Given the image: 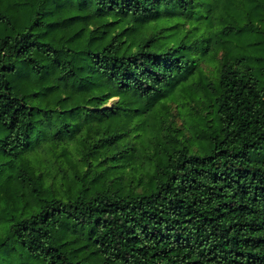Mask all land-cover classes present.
I'll return each instance as SVG.
<instances>
[{
	"label": "trees",
	"instance_id": "trees-1",
	"mask_svg": "<svg viewBox=\"0 0 264 264\" xmlns=\"http://www.w3.org/2000/svg\"><path fill=\"white\" fill-rule=\"evenodd\" d=\"M11 1L21 20L48 0ZM74 7L53 25L0 18V247L32 264H264V0ZM181 95L196 119L167 125ZM87 123V168L49 180L29 152Z\"/></svg>",
	"mask_w": 264,
	"mask_h": 264
},
{
	"label": "rangeland",
	"instance_id": "rangeland-1",
	"mask_svg": "<svg viewBox=\"0 0 264 264\" xmlns=\"http://www.w3.org/2000/svg\"><path fill=\"white\" fill-rule=\"evenodd\" d=\"M13 1L11 0H0V18L5 17L9 18V16H15L17 20L20 22V24H34L36 21H38L41 24L46 25H53L57 23L58 20L63 19L65 16L69 14H74L78 10L76 7H74L75 2L77 0H60L58 3L60 6H57V2L48 0L43 3V1L36 6L35 10L33 11V15H28V8L25 7V9H22L24 16L21 17V20L19 19V16L12 7L11 3ZM23 2L25 0H21L20 3L23 5ZM10 5V8H9ZM38 29L40 26L37 27ZM50 28L45 29L44 32L49 31ZM8 32L5 29L4 23L2 21L0 22V36L6 35ZM218 66L219 63L217 61H203V67L204 71L210 78L213 80L216 78V74L218 73ZM210 78L207 77L208 80ZM20 85L27 91L30 87V79L28 76H23V80L21 79V76L19 78ZM33 85V84H32ZM180 102H184L183 106L178 105L177 102L174 100L169 101V112L164 109L161 113H165L164 116L167 120V125H173L174 127H184L187 126L189 122H194L193 119H196L194 112L197 108H193L191 111L189 110V107L187 105L185 98V95H181ZM118 97L111 98L107 105H114L116 101H118ZM192 105L191 103H189ZM168 112V115L166 113ZM205 112V111H203ZM156 117V116H155ZM140 118L137 117L135 121H138ZM97 120L92 119L91 124L95 123ZM173 123V124H172ZM154 129L151 128V130L146 133V135L143 138V141H146V144L149 143V145H152L153 147L156 145V141L154 142L153 135H161L164 136L167 134L166 130L161 131L160 127L158 126V122L154 120L153 122ZM159 127V129H158ZM4 134V132H2ZM89 133V125L88 123L82 127L81 131H78L75 135V137L71 138L68 137L66 139H63L64 142L58 145H54L51 141H44L41 145H39L37 148L32 149L29 153L31 158L34 160V163L39 166L44 172L45 175L48 177L49 180H59L61 177L73 175L75 172V169L77 167L80 168V170H84L87 168V164L82 161V155L80 154V139L82 135H86ZM144 133L143 131L137 129L134 132V136L137 134ZM0 133V135H3ZM193 134L188 130H183L178 134V138L181 141H184L185 144L191 145L190 147L193 150L201 149V142L202 140L197 138H191ZM190 138V139H189ZM139 142V140H138ZM203 143V142H202ZM140 146H143L145 143L139 142ZM145 144V145H146ZM64 146H67V150H64ZM202 152L205 150H201ZM94 160V159H93ZM148 162V161H147ZM144 161V163H147ZM94 164H97V161H93ZM146 166V164H145ZM149 166V165H148ZM149 167H152L150 165ZM130 167L127 168V173L130 171ZM146 170V169H145ZM141 172H144V169H141ZM58 179H57V178ZM130 177L129 174L126 178L127 181H129ZM15 252L10 249L7 251V248L4 246L0 247V264H32L29 262L28 258L24 259L22 262H18L14 259H11ZM13 260L14 262H11ZM31 260V259H30Z\"/></svg>",
	"mask_w": 264,
	"mask_h": 264
}]
</instances>
